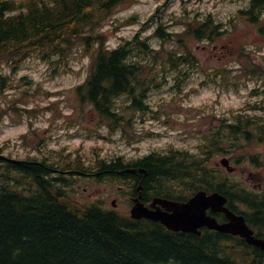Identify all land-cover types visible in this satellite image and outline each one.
<instances>
[{"label":"trees","instance_id":"trees-1","mask_svg":"<svg viewBox=\"0 0 264 264\" xmlns=\"http://www.w3.org/2000/svg\"><path fill=\"white\" fill-rule=\"evenodd\" d=\"M133 1L0 0V62L5 60L15 67L35 56L66 62L77 46L84 45L93 62L88 80L77 88L83 102L111 122L120 120L116 106L122 98L134 109L148 110L149 83L164 79L167 67L177 74L175 81L179 83L189 74L187 66L197 62L183 35L214 40L220 32L209 16L189 23L179 36L184 52L168 50L164 56L139 34L118 48L108 49L105 36L97 29L117 7ZM160 10L149 21L162 18ZM263 11L264 0H251L250 9L239 14L258 23ZM161 20L155 35L170 42L173 36ZM133 22L137 21L130 19L127 24ZM7 88L8 79L0 75V96ZM223 127L226 142L233 141L248 154V148L264 141V120L239 116L235 124L224 123ZM218 136H211L210 142ZM53 157L21 160L0 151V264H264V251L241 238L208 230L202 236L173 232L160 223L85 206L67 189L74 177L94 174L100 180L134 183L136 196L141 187L146 203L153 196L172 198L179 189L187 191L188 197L202 189L218 191L228 198L234 211H239L238 204L257 210L252 223L264 232L257 224H264L263 200L223 178L219 170L208 168V158L170 151L166 155L154 153L136 164L117 158L111 162L96 159L92 166L81 155L61 152ZM257 159L250 157L260 165Z\"/></svg>","mask_w":264,"mask_h":264},{"label":"rangeland","instance_id":"rangeland-1","mask_svg":"<svg viewBox=\"0 0 264 264\" xmlns=\"http://www.w3.org/2000/svg\"><path fill=\"white\" fill-rule=\"evenodd\" d=\"M248 5L249 0H135L117 7L97 30L105 34L111 48L139 33L157 49L184 52L178 36L183 35L187 23L208 15L221 24L223 32L214 41L185 38L198 66L179 87L174 73L167 71L166 81L150 84L149 110L121 111L123 122L118 121L113 130L108 119H100L91 105L79 99L76 88L87 80L92 61L81 45L67 62L58 57L48 61L34 57L13 69L2 61L0 72L9 76L11 85L0 98V148L6 145L5 154L19 159L53 158L56 151L64 150L81 155L86 163L98 156L134 160L171 148L201 153L205 136L220 127L222 119L231 121L234 113L256 105L263 109L251 115L264 117V13L258 25L236 17ZM159 6L162 18L156 20L166 23L174 41L164 43L154 35L155 21L145 27L143 23L124 24L134 17L148 21ZM118 104L123 105L122 101ZM226 140L224 137L222 150L229 148ZM248 151L239 149L225 156L212 153L207 165L221 168L224 176L244 182L254 191L264 190V168L257 169L247 160L249 156L264 159V144ZM224 157L231 159L235 173L218 166ZM237 159H241L240 164H236ZM121 183L76 177L67 189L83 204L113 209L112 201L116 200L117 210L127 213L130 201Z\"/></svg>","mask_w":264,"mask_h":264},{"label":"water","instance_id":"water-1","mask_svg":"<svg viewBox=\"0 0 264 264\" xmlns=\"http://www.w3.org/2000/svg\"><path fill=\"white\" fill-rule=\"evenodd\" d=\"M223 164L229 166L227 160H224ZM226 201V198L218 193L208 195L206 192H200L187 204L163 203L167 211L149 210L138 202L134 208L133 217L161 222L172 231L197 232L199 227L206 226L223 233L241 235L251 245L264 250V241L253 237V233L245 224L244 218L235 215L225 207ZM208 209L225 212L230 221L220 225L215 218L207 216Z\"/></svg>","mask_w":264,"mask_h":264},{"label":"flooded vegetation","instance_id":"flooded-vegetation-1","mask_svg":"<svg viewBox=\"0 0 264 264\" xmlns=\"http://www.w3.org/2000/svg\"><path fill=\"white\" fill-rule=\"evenodd\" d=\"M255 218H256V216H255ZM257 224H259V225H262L263 227H264V224H262V222L261 221H258V223Z\"/></svg>","mask_w":264,"mask_h":264}]
</instances>
